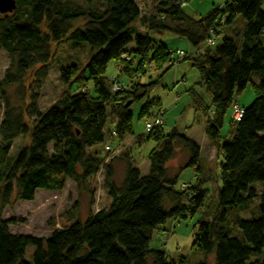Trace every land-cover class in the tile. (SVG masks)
<instances>
[{
  "label": "trees",
  "instance_id": "1",
  "mask_svg": "<svg viewBox=\"0 0 264 264\" xmlns=\"http://www.w3.org/2000/svg\"><path fill=\"white\" fill-rule=\"evenodd\" d=\"M149 1L153 11L144 14L135 0H99V6L90 7L72 0H15L12 12L0 13V50L10 61L0 82L1 205L13 198L32 201L40 189L61 191L66 179L81 187L100 172L110 199L84 223L54 229L47 238L12 233L9 225L21 220L0 219V264H176L162 250L150 249L149 242L168 219L193 215L202 205V186L208 180L202 176L199 144L176 128L163 132L165 110L156 99L139 113L146 118V140L157 144L148 153L145 174L125 154L124 175L117 184L115 157L106 162V154L98 158L94 147L106 138L122 141L132 133L130 106L158 84L157 79L140 84V77L186 60L199 74L195 84L210 96L207 105L193 88L187 90L205 116L204 134L218 153L215 178L220 182L212 218L198 222L192 249L212 255L213 264H264V0H226L198 19L183 12L179 3L186 0ZM238 16L243 23L235 21ZM234 22L239 28L232 34L226 27ZM211 32L215 42L207 45ZM166 34L187 40L194 51L176 61L177 54L160 41ZM57 44L86 47V62L79 67L71 59L60 67L58 78L66 89L49 107L39 111L32 96L25 111L15 110L6 88L21 83L35 67L40 87ZM109 63L114 64L115 77L106 76ZM114 84L120 88L114 90ZM248 86L254 98L248 106L241 105L239 120L230 117L229 140L224 142V117L229 109L232 114L236 96ZM159 111L161 124L147 129ZM108 121L111 131L106 130ZM22 135L30 136V144L13 158L8 156L13 141ZM104 148L110 151V146ZM176 149L186 153L187 160L169 175L167 163ZM185 167L195 169L197 182L177 188ZM255 199L256 212L241 218L240 211ZM28 246L34 247L31 260L24 257Z\"/></svg>",
  "mask_w": 264,
  "mask_h": 264
},
{
  "label": "rangeland",
  "instance_id": "2",
  "mask_svg": "<svg viewBox=\"0 0 264 264\" xmlns=\"http://www.w3.org/2000/svg\"><path fill=\"white\" fill-rule=\"evenodd\" d=\"M76 4L82 6H99V0H72ZM141 8L142 14L151 13L153 11V3L149 0H135ZM222 4V0H186L182 10L191 18L198 19L206 16L212 8ZM264 7V6H263ZM240 23L244 22L241 17H237ZM239 23L234 22L233 25L226 27L227 31L232 34L237 32ZM154 37V36H153ZM159 40V38H157ZM169 48L176 53V50L184 53H191L194 49L187 40L178 38L170 34L163 36V41ZM176 45V46H175ZM54 53L52 55L51 65L49 66L46 80L38 87L36 85L35 71L36 68L28 70L19 84L10 85L6 88V94L9 104L20 110L29 106L30 98L36 96V107L39 111H43L54 103L62 94L66 86L59 81V69L66 65L71 59H75L78 66L81 67L87 60V49L84 46L71 47V45L57 44L53 45ZM9 58L5 51L0 50V82L9 66ZM116 70L113 63H109L106 76L113 77ZM162 74V75H161ZM255 74L252 75L254 79ZM157 79L158 84L143 99L135 101L130 110L132 113V133L126 135L122 143L119 144L117 139L110 141L106 138L103 143L94 147L97 151V157L103 158L106 154L105 161L113 160L114 177L117 184L122 179L123 168L125 167L124 155L128 154L134 160L136 166L142 174H145L148 168V153L157 144L155 141L146 140L147 130L145 128L146 118H140L141 108L151 100H159L160 106L165 110L162 126L163 132L168 133L172 128H176L180 133L187 137L194 138L202 147L201 172L203 178L208 180L202 186L206 192L205 198L200 208L193 214H187L183 219L176 221L167 220L158 229L154 230L152 238L149 242V248L162 250L166 253L168 259L173 260L176 264H198L205 261L207 264H213V256L192 249V242L197 224L201 220H211L213 206L216 203V187L220 185L215 173H218L219 156L215 147L205 138L203 124L205 116L202 111L197 109L192 103L189 92L193 88L202 96L205 104H210V96L204 86H197L195 83L199 79V74L188 60L176 63L165 72L154 71L147 73L138 79V83L147 84ZM183 79L184 82H181ZM122 83L127 80L123 79ZM254 95L248 86L235 100L238 104L248 106L253 100ZM153 113L156 107L151 110ZM2 112V111H1ZM0 112V119L2 113ZM231 109L228 110L223 120V126L220 130L221 137L224 142L229 140ZM25 121L30 125L32 119L24 114ZM112 124L108 121L106 130H112ZM143 137V142H138L139 137ZM30 144V136L22 135L17 137L8 152V156L14 157L15 154L25 146ZM104 145L110 146V151L104 148ZM187 160L186 153L180 149H176L174 156L167 163L169 175L175 174L177 170L185 164ZM195 169L193 167H185L178 174L176 187L179 188L181 183L190 182L196 184L197 179L194 176ZM103 173H98L84 186H76L73 181L66 179L64 189L61 191L53 190H37L32 201H21L11 199L10 203L2 206L0 203V219L14 218L18 221L9 225L12 233L30 235L39 238H47L54 229L64 228L75 221L84 223L89 214L100 208L108 206L110 199L102 186ZM256 183L255 185H258ZM259 187H257V190ZM258 199L249 203L247 209L240 211L239 216L243 219L250 218L252 213L256 212ZM235 232V229H233ZM34 247L28 246L25 251V259L31 260ZM260 260L264 262V253L260 256ZM245 264H249L246 262Z\"/></svg>",
  "mask_w": 264,
  "mask_h": 264
},
{
  "label": "built area",
  "instance_id": "3",
  "mask_svg": "<svg viewBox=\"0 0 264 264\" xmlns=\"http://www.w3.org/2000/svg\"><path fill=\"white\" fill-rule=\"evenodd\" d=\"M225 1H226V0H222V4H223ZM184 3H185V2H180L179 4H180L181 6H183ZM261 32H262V34L264 35V27L262 28ZM214 42H215V39H214V37H213V33L211 32V35H210V37L207 39V43H206V44H207V45H213ZM176 54H177V56H178V58H177L176 61H179V59L183 57L184 52H183V51H178V50H176ZM122 57L125 58L126 60H128V57H126V56H122ZM119 88H120L119 85H117V84H114V85H113V89H114V90H118ZM243 111H244V109H243V107H242L240 104H238V103H234V104H232V114H231L232 119H233V120H239L240 117H241L242 114H243ZM162 116H163V112H162V111H159V112H158V115L156 116V118L154 119L153 122H151V121H150V122H147V124H146L147 129H150V128L153 127L154 125H159V124H161V122H162ZM183 186H185V185H183Z\"/></svg>",
  "mask_w": 264,
  "mask_h": 264
},
{
  "label": "water",
  "instance_id": "4",
  "mask_svg": "<svg viewBox=\"0 0 264 264\" xmlns=\"http://www.w3.org/2000/svg\"><path fill=\"white\" fill-rule=\"evenodd\" d=\"M14 8L15 0H0V13H10L14 10Z\"/></svg>",
  "mask_w": 264,
  "mask_h": 264
},
{
  "label": "crops",
  "instance_id": "5",
  "mask_svg": "<svg viewBox=\"0 0 264 264\" xmlns=\"http://www.w3.org/2000/svg\"><path fill=\"white\" fill-rule=\"evenodd\" d=\"M160 41L162 42L163 41V37H160ZM162 44L165 46V47H167V48H169V45H167L166 43H164V42H162ZM176 46V45H175ZM170 49V48H169ZM171 50V49H170ZM194 51V50H193ZM117 75V72H116V74L115 75H113V77H115ZM253 78V77H252ZM123 79H124V76H122V75H120V77H119V80L120 81H123ZM255 82H256V80H257V77H256V75L254 76V79H253ZM251 89V88H250ZM251 91H252V89H251ZM252 93H253V91H252ZM253 95H254V93H253ZM243 107H244V105H242ZM205 121V120H204ZM203 130H204V124H203ZM205 138H203V139H207L206 138V136H204ZM190 138H192V137H190ZM125 139V138H124ZM123 139V140H124ZM193 140H195L194 138H192ZM123 140L122 141H119V144L120 143H122L123 142ZM196 141V140H195ZM209 141V140H208ZM197 142V141H196ZM198 144H199V146H200V148L202 149V147H201V145H200V143L199 142H197ZM201 152H202V150H201ZM125 168V167H124ZM124 168H123V172H122V178H123V175H124ZM148 169V168H147ZM147 172V171H146ZM122 180V179H121ZM121 182V181H120Z\"/></svg>",
  "mask_w": 264,
  "mask_h": 264
}]
</instances>
